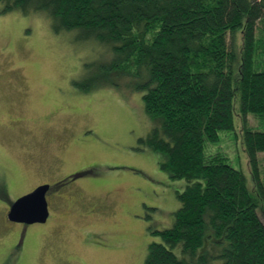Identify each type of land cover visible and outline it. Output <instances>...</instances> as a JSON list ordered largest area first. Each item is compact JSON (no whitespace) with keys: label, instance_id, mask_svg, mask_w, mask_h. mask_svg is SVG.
<instances>
[{"label":"rangeland","instance_id":"374dc122","mask_svg":"<svg viewBox=\"0 0 264 264\" xmlns=\"http://www.w3.org/2000/svg\"><path fill=\"white\" fill-rule=\"evenodd\" d=\"M111 59L77 30L54 32L44 14L0 13V264H143L159 241L149 228L171 226L186 182L139 141L160 124L136 88L146 75L108 76L100 66ZM237 119L205 153L226 156L252 192ZM77 173L47 193L44 224L4 217L37 184Z\"/></svg>","mask_w":264,"mask_h":264},{"label":"trees","instance_id":"16d2710c","mask_svg":"<svg viewBox=\"0 0 264 264\" xmlns=\"http://www.w3.org/2000/svg\"><path fill=\"white\" fill-rule=\"evenodd\" d=\"M13 10L108 48V76L146 75L136 88L160 124L139 141L186 185L171 226L149 228L159 241L143 264H264V0H0ZM235 116L252 192L226 156L205 153Z\"/></svg>","mask_w":264,"mask_h":264},{"label":"water","instance_id":"95a60500","mask_svg":"<svg viewBox=\"0 0 264 264\" xmlns=\"http://www.w3.org/2000/svg\"><path fill=\"white\" fill-rule=\"evenodd\" d=\"M48 184L37 186L31 192L11 203L6 218L8 221L26 225L44 223L48 217L46 192Z\"/></svg>","mask_w":264,"mask_h":264},{"label":"flooded vegetation","instance_id":"af4514ba","mask_svg":"<svg viewBox=\"0 0 264 264\" xmlns=\"http://www.w3.org/2000/svg\"><path fill=\"white\" fill-rule=\"evenodd\" d=\"M82 175V173H77V174H73V175H69L68 177H66L65 179H62V180H60V181H57V182H54V183H42V184H37L36 186H34L33 188H31L28 192H26L25 194H27V193H29V192H31L32 190H34L37 186H39V185H43V184H48L49 185V189H48V191L46 192V202H47V210H48V217H47V219H46V221L45 222H47V220L50 218V209H49V206H48V200H47V193L50 191V190H52V189H55V188H57V187H59L61 184H63L65 181H67V180H70V179H76L77 177H79V176H81ZM25 194H22V195H25ZM21 195V196H22ZM20 197V196H19ZM11 205V204H10ZM9 207L10 206H7V208H6V212H5V218H6V215H7V213H8V210H9ZM7 219V218H6ZM8 221V220H7ZM8 222H11V221H8ZM44 222V223H45ZM13 223V222H12ZM16 223V222H15ZM43 223V224H44ZM18 224H20V226H21V228H23V226H28V225H26V224H23V223H18ZM38 224V223H37ZM30 225V224H29Z\"/></svg>","mask_w":264,"mask_h":264}]
</instances>
